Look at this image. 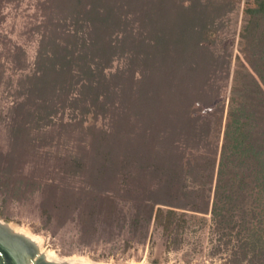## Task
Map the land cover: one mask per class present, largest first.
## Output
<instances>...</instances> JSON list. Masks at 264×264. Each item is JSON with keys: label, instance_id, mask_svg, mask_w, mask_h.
Masks as SVG:
<instances>
[{"label": "trees", "instance_id": "16d2710c", "mask_svg": "<svg viewBox=\"0 0 264 264\" xmlns=\"http://www.w3.org/2000/svg\"><path fill=\"white\" fill-rule=\"evenodd\" d=\"M237 1L45 0L34 68L8 154L0 151L3 198L38 190L46 223L75 221L84 240L124 228L143 239L153 224L178 244L209 220L214 251L230 247L229 264H264V214H253L264 201V0L244 9L245 60L226 103L206 119L191 113L195 102L213 103L230 76V60L206 42ZM22 54L15 46L13 57ZM66 109L72 121L63 122ZM52 131L75 147L42 182L19 169L20 155L52 143Z\"/></svg>", "mask_w": 264, "mask_h": 264}, {"label": "rangeland", "instance_id": "374dc122", "mask_svg": "<svg viewBox=\"0 0 264 264\" xmlns=\"http://www.w3.org/2000/svg\"><path fill=\"white\" fill-rule=\"evenodd\" d=\"M44 1H0V52L3 53L0 58V151L3 157L8 154L10 146L9 128L15 106L23 99L21 85L25 83V76L31 74L34 68L41 32V28L37 27L45 20ZM220 1L225 2L214 0L218 3ZM252 1L239 0L233 9L225 11L224 14H216L212 32L209 33L210 37L206 43L216 53L215 55L219 54L230 60V76L219 82L223 89L221 94L216 95L213 103L210 105L194 103L191 113L200 119L208 118L216 105L226 103L232 84V74L235 70L242 69L240 60H245V57L240 49L242 46L240 34L246 17L244 9L251 5ZM17 45L23 49V54L20 57H13ZM7 49L10 51L9 54ZM119 64L121 63L118 60H114L111 70L113 71ZM62 115L63 122L72 121L68 109ZM60 116L59 112L53 117L54 121L58 122ZM90 117L91 114L88 119L86 117L84 126L93 121ZM103 122L100 117L96 124L99 126ZM47 129L49 131L50 128ZM56 133L51 132L52 135H56L52 141L50 140L52 143L35 147L25 146L24 152L20 155L19 169H23L25 174L34 170L36 176L45 182L46 179L49 180L54 170L64 166L66 156L75 147V141L69 140L67 133L64 135ZM3 196L0 193V221L15 227L18 231L23 230L37 235L40 239L39 250H52L59 257L76 256L87 259L91 264H229L230 247L214 251L217 240L209 220L206 223L198 221L188 227L178 244L167 240L161 228L153 224L143 239L131 235L124 228L116 231L111 237L104 235L84 240L80 237L75 221H67L58 227L54 220L46 223L40 213L38 190L24 194L20 199L12 197L5 200ZM117 201L121 211L128 214V202L122 199ZM253 214H264L263 200Z\"/></svg>", "mask_w": 264, "mask_h": 264}, {"label": "flooded vegetation", "instance_id": "af4514ba", "mask_svg": "<svg viewBox=\"0 0 264 264\" xmlns=\"http://www.w3.org/2000/svg\"><path fill=\"white\" fill-rule=\"evenodd\" d=\"M34 257L32 244L0 224V264H37Z\"/></svg>", "mask_w": 264, "mask_h": 264}, {"label": "bare ground", "instance_id": "6f19581e", "mask_svg": "<svg viewBox=\"0 0 264 264\" xmlns=\"http://www.w3.org/2000/svg\"><path fill=\"white\" fill-rule=\"evenodd\" d=\"M0 224L7 230L20 235L26 241H28L30 244L33 245V247L35 248L34 260L37 261V264H91L87 259L78 258L76 256L59 257L52 250H47V251L39 250L40 239L37 235L29 234L28 232L23 231V230L18 231L16 230L15 227L10 226V225H5L2 223Z\"/></svg>", "mask_w": 264, "mask_h": 264}]
</instances>
